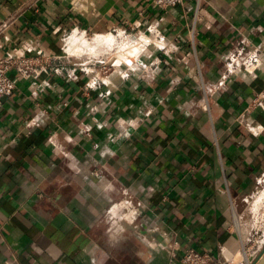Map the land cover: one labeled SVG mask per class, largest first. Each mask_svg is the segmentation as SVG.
Here are the masks:
<instances>
[{"label":"crops","instance_id":"0c3cea01","mask_svg":"<svg viewBox=\"0 0 264 264\" xmlns=\"http://www.w3.org/2000/svg\"><path fill=\"white\" fill-rule=\"evenodd\" d=\"M74 29L124 32L141 47L124 43L122 56H140L87 72L65 54ZM263 41L264 0L167 11L152 0H0V55L51 60L32 79L13 71L0 102V264L260 251L250 206L264 178V109L252 102L264 67L220 81L234 53ZM127 198L130 218L117 207Z\"/></svg>","mask_w":264,"mask_h":264},{"label":"built area","instance_id":"2783aa9c","mask_svg":"<svg viewBox=\"0 0 264 264\" xmlns=\"http://www.w3.org/2000/svg\"><path fill=\"white\" fill-rule=\"evenodd\" d=\"M152 1L154 6H156L159 10H163V11L164 10L167 11L174 7H183L186 5V0H152ZM115 32H119V31H115ZM73 33L81 34L87 39L89 38L86 36L88 34H91L88 31L74 29L73 31L63 36V42L66 48H68L67 45L68 39ZM122 33L124 34V37H128V34H125L124 32ZM99 34H95V35H99ZM103 34H113V31ZM125 43L136 44L129 42L127 40H125ZM140 61L141 62L139 64L143 65L142 63L143 61L142 60ZM99 62L100 61L91 62L90 66L88 63H86L84 64L83 68L87 72L92 70L93 72L95 71L98 72V70L102 71L103 69H98ZM50 65H51L50 58L40 53H37L36 55H26V54L0 55V102L3 97L9 96L13 93V90L16 85L15 79L13 78L12 75L13 71L21 74L25 78L32 79L35 75L37 76L41 72H48ZM105 65L106 67L104 69H106L107 66L111 67V65H108L107 63ZM227 67H228L227 70L222 75L220 85L225 84L226 80L229 78L230 75L239 74L244 70L256 74L257 69L264 67V41L260 45H257L254 50L246 54H244L243 51L239 49L238 52L234 53L231 56ZM99 68L102 67L99 66ZM107 71L108 70H106L105 73H107ZM252 103L253 105L259 106L264 109V88L257 93ZM137 205H139V203ZM117 207L120 212H123L125 218L128 217L130 218L135 214V203L131 198L121 200ZM242 252L249 254V256L246 257L247 260L253 258L251 262L246 261V264H251L254 261V258L257 256V254L255 255L251 251L248 252L244 250ZM237 253L232 252L226 247H223L218 255L210 252L200 251L194 247H190L183 254L181 259V264H245V262H243L245 259L243 261L239 260L232 262L233 258L237 256ZM229 261L232 263H229Z\"/></svg>","mask_w":264,"mask_h":264},{"label":"rangeland","instance_id":"374dc122","mask_svg":"<svg viewBox=\"0 0 264 264\" xmlns=\"http://www.w3.org/2000/svg\"><path fill=\"white\" fill-rule=\"evenodd\" d=\"M111 35L116 39L114 46L108 47L106 45H102V46L99 45V46L93 48L92 46L88 45L89 46V48H88L87 45L82 46L79 43L80 48L79 49L77 48V50L75 49L72 52H69V50H67V48L65 47V50H66L65 54H70V56H74L76 58V61L88 63L89 66H90L91 62L100 61L98 63V69H103L102 71L98 70V72L100 74H105L106 70H108L107 72H111L113 70V67H109V66H107V68L104 69L106 67L105 64L108 63L109 60L118 65L124 61L128 62L129 59L133 60V59L137 58L138 56H140V55H138L139 54L138 53L137 55H132L129 58L123 57L122 56V52H123L122 51V45H124L125 40H127V39H125L126 37H124V34L122 32H113V34H111ZM97 36L98 35L91 33V34H88L86 37L89 38L88 40L91 43V42H93L94 37H97ZM127 41H129V42L131 41L132 43H136L139 47L141 46V44H139L140 43L139 40H136V42H135L134 39L129 38ZM98 47H99V50H98ZM81 48H83V49H81ZM74 54H77V55H74ZM99 66H101L102 68H99ZM91 69H93V68H91ZM256 202H258V205ZM250 208H251L250 217H251L252 223L255 226V232L259 229H261L260 231L263 230V232H264V178L261 179V183L259 185V188L256 190L255 196L251 200ZM261 235L262 234H260V236H259V234L255 233V240H257L258 236L260 238L264 239V235L263 236H261ZM257 249H259V248L255 247V255L260 252L259 250L257 251ZM246 255L249 256L248 253ZM244 259H246L245 255L242 254L241 251H239L237 253V256H235V258H233L232 262L239 261V260L243 261ZM232 262L229 261V263H232Z\"/></svg>","mask_w":264,"mask_h":264},{"label":"bare ground","instance_id":"6f19581e","mask_svg":"<svg viewBox=\"0 0 264 264\" xmlns=\"http://www.w3.org/2000/svg\"><path fill=\"white\" fill-rule=\"evenodd\" d=\"M115 42H116V39L112 35H109V34H99L97 37H94L93 42L90 43V41L87 38H85L84 36H82L81 34L73 33L68 39V47H69L68 49L71 51H73L75 49L77 50V48L79 49L80 48L79 43L82 46L90 45L94 48V47H97L99 45H101V46L102 45L114 46ZM88 48H89V46H88ZM81 49H83V48H81ZM132 49H134V48H132ZM132 49L130 51H132ZM98 50H99V47H98ZM242 254H244L245 257H247L246 253L242 252Z\"/></svg>","mask_w":264,"mask_h":264},{"label":"water","instance_id":"95a60500","mask_svg":"<svg viewBox=\"0 0 264 264\" xmlns=\"http://www.w3.org/2000/svg\"><path fill=\"white\" fill-rule=\"evenodd\" d=\"M251 264H264V247L260 250Z\"/></svg>","mask_w":264,"mask_h":264}]
</instances>
